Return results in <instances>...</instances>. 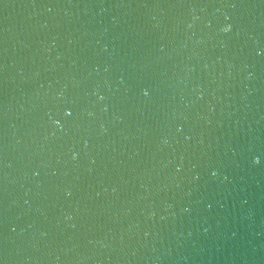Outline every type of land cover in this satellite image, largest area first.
<instances>
[{
  "label": "water",
  "instance_id": "1",
  "mask_svg": "<svg viewBox=\"0 0 264 264\" xmlns=\"http://www.w3.org/2000/svg\"><path fill=\"white\" fill-rule=\"evenodd\" d=\"M251 7L0 0V264L207 263Z\"/></svg>",
  "mask_w": 264,
  "mask_h": 264
},
{
  "label": "clouds",
  "instance_id": "2",
  "mask_svg": "<svg viewBox=\"0 0 264 264\" xmlns=\"http://www.w3.org/2000/svg\"><path fill=\"white\" fill-rule=\"evenodd\" d=\"M225 29H229V27L228 26H225L224 28H222V31H225Z\"/></svg>",
  "mask_w": 264,
  "mask_h": 264
},
{
  "label": "snow or ice",
  "instance_id": "3",
  "mask_svg": "<svg viewBox=\"0 0 264 264\" xmlns=\"http://www.w3.org/2000/svg\"><path fill=\"white\" fill-rule=\"evenodd\" d=\"M228 31H229V29H225L224 32H228ZM66 115H67V113H66ZM253 163H257V161H253Z\"/></svg>",
  "mask_w": 264,
  "mask_h": 264
}]
</instances>
